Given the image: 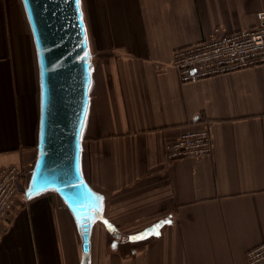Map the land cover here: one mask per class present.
<instances>
[{
  "label": "crops",
  "instance_id": "0c3cea01",
  "mask_svg": "<svg viewBox=\"0 0 264 264\" xmlns=\"http://www.w3.org/2000/svg\"><path fill=\"white\" fill-rule=\"evenodd\" d=\"M80 6L91 56L80 172L101 219L84 253L55 191L24 199L38 139V64L21 1L0 0V169L28 167L35 150L17 206L0 223V264H245L264 242V65L183 84L171 58L217 27H254L264 0ZM201 128L209 155L166 160L167 142Z\"/></svg>",
  "mask_w": 264,
  "mask_h": 264
},
{
  "label": "water",
  "instance_id": "95a60500",
  "mask_svg": "<svg viewBox=\"0 0 264 264\" xmlns=\"http://www.w3.org/2000/svg\"><path fill=\"white\" fill-rule=\"evenodd\" d=\"M38 64L36 156L25 201L53 190L72 214L84 253L97 196L80 172V131L88 103L91 56L80 0H20Z\"/></svg>",
  "mask_w": 264,
  "mask_h": 264
},
{
  "label": "built area",
  "instance_id": "2783aa9c",
  "mask_svg": "<svg viewBox=\"0 0 264 264\" xmlns=\"http://www.w3.org/2000/svg\"><path fill=\"white\" fill-rule=\"evenodd\" d=\"M254 27L228 33L217 27L211 40L176 49L171 65L183 84L228 75L264 65V9L255 13ZM211 136L207 128L182 133L164 145L167 161L200 158L211 153ZM20 165L0 169V223L8 220L22 190ZM245 264H264V242L245 253Z\"/></svg>",
  "mask_w": 264,
  "mask_h": 264
},
{
  "label": "rangeland",
  "instance_id": "374dc122",
  "mask_svg": "<svg viewBox=\"0 0 264 264\" xmlns=\"http://www.w3.org/2000/svg\"><path fill=\"white\" fill-rule=\"evenodd\" d=\"M36 118H37V113H36ZM34 154H35V150H33L32 161H31V163H30V165L28 167L25 168V167L21 166L22 167V171H23V181H22L23 186H25V184H26V181H27V178H28V174H29L30 168H31L32 163H33Z\"/></svg>",
  "mask_w": 264,
  "mask_h": 264
},
{
  "label": "snow or ice",
  "instance_id": "6c2138e0",
  "mask_svg": "<svg viewBox=\"0 0 264 264\" xmlns=\"http://www.w3.org/2000/svg\"><path fill=\"white\" fill-rule=\"evenodd\" d=\"M79 2V0H77V3ZM166 222H168V221H166ZM141 238H143V237H136V238H133V239H141Z\"/></svg>",
  "mask_w": 264,
  "mask_h": 264
},
{
  "label": "bare ground",
  "instance_id": "6f19581e",
  "mask_svg": "<svg viewBox=\"0 0 264 264\" xmlns=\"http://www.w3.org/2000/svg\"><path fill=\"white\" fill-rule=\"evenodd\" d=\"M32 169V168H31ZM30 176V175H29ZM28 179H29V177H28ZM28 181V180H27ZM26 187H27V184H26Z\"/></svg>",
  "mask_w": 264,
  "mask_h": 264
}]
</instances>
